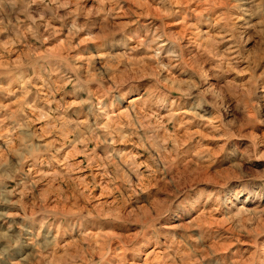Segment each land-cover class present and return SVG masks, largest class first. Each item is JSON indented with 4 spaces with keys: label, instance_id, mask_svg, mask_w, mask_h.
I'll use <instances>...</instances> for the list:
<instances>
[{
    "label": "rangeland",
    "instance_id": "obj_1",
    "mask_svg": "<svg viewBox=\"0 0 264 264\" xmlns=\"http://www.w3.org/2000/svg\"><path fill=\"white\" fill-rule=\"evenodd\" d=\"M0 264H264V0H0Z\"/></svg>",
    "mask_w": 264,
    "mask_h": 264
},
{
    "label": "bare ground",
    "instance_id": "obj_2",
    "mask_svg": "<svg viewBox=\"0 0 264 264\" xmlns=\"http://www.w3.org/2000/svg\"><path fill=\"white\" fill-rule=\"evenodd\" d=\"M199 45V44H198Z\"/></svg>",
    "mask_w": 264,
    "mask_h": 264
}]
</instances>
